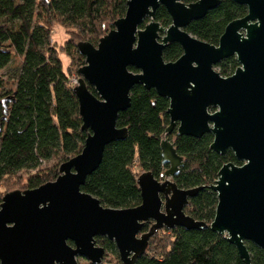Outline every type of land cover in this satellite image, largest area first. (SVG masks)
I'll return each mask as SVG.
<instances>
[{"label":"water","instance_id":"water-1","mask_svg":"<svg viewBox=\"0 0 264 264\" xmlns=\"http://www.w3.org/2000/svg\"><path fill=\"white\" fill-rule=\"evenodd\" d=\"M232 1L248 13L226 27L218 46L187 28L222 0H129L125 16L97 46L77 44L86 60L74 89L82 131L88 133L84 148L60 166L54 182L4 195L0 264H79V259L102 264L106 251L97 244L99 237L115 244L122 264H137L157 232L176 228L210 229L226 237L244 264H253L247 244L264 251V0ZM161 6L171 17L169 27L155 20ZM172 43L183 55L166 62L163 54ZM232 57L240 66L225 78L215 68ZM139 85L170 102V125L161 143L162 162L169 167L163 180L151 172L138 177V207L107 208L82 187L101 166L106 147L128 137L117 121ZM174 132L195 139L211 134L212 151L222 156L231 151L242 163L225 164L210 187L218 195L211 224L185 212L204 187L186 190L174 182L185 163L168 138Z\"/></svg>","mask_w":264,"mask_h":264},{"label":"trees","instance_id":"trees-1","mask_svg":"<svg viewBox=\"0 0 264 264\" xmlns=\"http://www.w3.org/2000/svg\"><path fill=\"white\" fill-rule=\"evenodd\" d=\"M129 0H0V185L22 172L31 173L25 190L54 182L60 166L79 155L88 133L82 131L79 101L71 85V75L86 64L77 48L79 42L97 46L100 39L125 16ZM197 0H184L191 4ZM246 6L232 0L221 5L202 20L194 21L187 31L194 37L218 46L226 27L247 15ZM155 20L169 27L172 20L160 7ZM74 36L63 53L71 60L65 67L52 44L53 23ZM182 48L170 44L164 51L166 62H176ZM21 59L10 80L1 71ZM235 57L216 66L227 78L239 67ZM137 72L135 69H131ZM79 77V75H78ZM89 90L96 95L95 89ZM170 102L155 90L135 86L131 107L119 115L117 126L128 129L125 140L106 147L99 169L89 176L82 191L96 197L104 207L129 209L141 205L138 177L151 172L158 180L169 166L163 165L161 143L170 125L167 114ZM184 158L174 182L180 189H204L190 200L185 212L192 218L211 224L218 205V195L211 186L227 163L241 166L233 152L222 156L211 150L213 136L201 139L168 137ZM55 162L51 167L44 166ZM136 168L140 172H136ZM23 190V191H25ZM4 195L0 193V206ZM149 228L145 227V231ZM71 244V243H70ZM97 244L117 256V248L107 238ZM253 264H264V251L248 243ZM137 264H244L237 249L226 237L210 229L187 231L183 228L162 230L149 241L147 252Z\"/></svg>","mask_w":264,"mask_h":264},{"label":"rangeland","instance_id":"rangeland-1","mask_svg":"<svg viewBox=\"0 0 264 264\" xmlns=\"http://www.w3.org/2000/svg\"><path fill=\"white\" fill-rule=\"evenodd\" d=\"M51 36H52V44L56 47L58 53L60 54L63 64L65 67H68L71 60L69 57L66 56L65 53H63L64 46L67 44V42L74 36V34L70 31H67L65 28L61 27L58 23H53L52 29H51ZM21 64V59H16L12 65H9L7 68L1 71L2 77H4L6 80H10L11 77L15 74L17 68V65ZM217 72H219L218 68H215ZM71 81L76 80L78 81L79 77L76 73L72 74ZM55 162H52L44 168H48L47 166L51 167L54 165ZM136 172H140V169L136 168ZM31 173L28 172H22L19 175L15 176L14 178H7L1 185H0V193L2 195H5L7 193H10L15 190L23 191L27 187V180L29 178ZM117 263V256L113 253L106 252V256L102 262V264H116ZM79 264H91L86 259H79Z\"/></svg>","mask_w":264,"mask_h":264},{"label":"built area","instance_id":"built-area-1","mask_svg":"<svg viewBox=\"0 0 264 264\" xmlns=\"http://www.w3.org/2000/svg\"><path fill=\"white\" fill-rule=\"evenodd\" d=\"M78 81H79V79H78ZM78 81H76V80H72V81H71V85H72V86H76V85H78Z\"/></svg>","mask_w":264,"mask_h":264},{"label":"flooded vegetation","instance_id":"flooded-vegetation-1","mask_svg":"<svg viewBox=\"0 0 264 264\" xmlns=\"http://www.w3.org/2000/svg\"><path fill=\"white\" fill-rule=\"evenodd\" d=\"M148 228H149V226H148Z\"/></svg>","mask_w":264,"mask_h":264}]
</instances>
